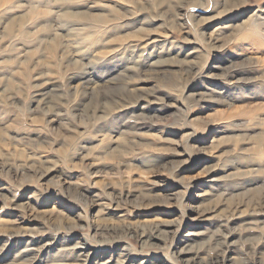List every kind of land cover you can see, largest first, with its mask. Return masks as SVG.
<instances>
[{"label": "rangeland", "instance_id": "rangeland-1", "mask_svg": "<svg viewBox=\"0 0 264 264\" xmlns=\"http://www.w3.org/2000/svg\"><path fill=\"white\" fill-rule=\"evenodd\" d=\"M201 210L231 217L228 258L264 264V223L243 230L264 222V0H0V264L25 258L17 229L71 248L98 227L123 243L100 258L159 264Z\"/></svg>", "mask_w": 264, "mask_h": 264}, {"label": "bare ground", "instance_id": "bare-ground-1", "mask_svg": "<svg viewBox=\"0 0 264 264\" xmlns=\"http://www.w3.org/2000/svg\"><path fill=\"white\" fill-rule=\"evenodd\" d=\"M198 8H197V11H198ZM221 21H219V22H221ZM219 24H223V23H219ZM215 25H213V27ZM250 25H251V23H250V20L248 18V20H245V21L243 20L241 22V24L237 25L236 27L234 26V27L238 28L239 30H240V28L245 30ZM226 28H228V26H224V25L218 26L215 29L217 36L224 34L225 33L224 31ZM246 35L247 34H245V36H244L245 38H247L249 36V35H247V36ZM159 41L160 40L156 41V39H155L152 42L155 44L156 42L158 43ZM153 43H151V44H153ZM187 56H189V55H186V57ZM157 62H158V60H157ZM154 63H152V65H150V67H152V71H154L155 67L157 66V65H155L156 63L155 64ZM159 67H157V68H159ZM190 68L191 67L189 66V70H190ZM206 79L211 83V85H210L211 88L209 87L210 89L208 88L206 90V92H207L206 96H211V95H213V93H216L213 91L217 90V92H218V90H219V88H215L218 85L219 79H218V77H214V76H209ZM231 84L234 85L235 83H231ZM144 100H147V98L140 99L137 102H139V103L145 102ZM151 105H156V103H152V102L149 103V106H151ZM139 109H142L140 111L150 110V108H148L146 106L141 107ZM223 132L225 133V131H223ZM212 182L216 183L213 186H211V191L213 194V191L217 187H220V186L217 184L218 183L217 180H212ZM223 195H225L224 192H223ZM117 208H118V206L116 207V210H118ZM113 212H115V211H113ZM121 212L122 211H117V214H120ZM206 212H207L206 210H201L199 213L191 214L185 219V222L175 232L176 240L179 243V246L180 247L183 246V247H181V249H180L179 246H174L173 242H172V244L169 245L168 248L166 247L167 253L163 252L165 254V256L164 257L162 256L160 258V261L156 258V261L158 260L157 262L159 264H180L181 262L184 264H247L244 262L243 259L228 258L226 256V255H229L231 252V246H233V244L231 243V239L233 238L235 230H236V229H234V231L231 230V222H232L231 217L218 216L215 218V217H211L212 215L208 214ZM214 213H215V211H214ZM251 215H250V217H251ZM121 216L122 215H120V217ZM240 216H238L237 218H239ZM120 217L115 218V219L119 220ZM110 218H112V217L110 216ZM111 220L112 219H108V218L102 219V221H105V222H109ZM112 221L116 222L115 220H112ZM263 223L264 222H261L259 220H257V221L250 220V221L243 224V230L247 233H252V232L256 231L257 229H259L260 225H262ZM162 225L167 228V227H171L172 223L169 222V223H164ZM115 227L116 226L114 224H110L109 226H107V230H110V231L114 230ZM185 228L186 229L189 228L191 231L185 235H182V230ZM93 230L95 232V235H98L101 237V240L96 239V241H95L94 236L93 237H86L85 235H83L81 240H83L84 243H79V242L77 243L76 242L74 246L69 248L68 247V240L70 239V237L67 234L64 237H62V239L59 242H54L52 240H41L42 237H44L45 235L37 236L38 238L35 239V238H32L33 235L32 236L28 235V233L22 234V233H20V229H17L15 232H13L14 239H16V240L20 239L21 240L22 238H24L25 240H27V239H30V240L29 241L27 240L28 244L26 246L28 248H27V251L25 250V258L26 259L24 258L21 261H17L16 264H25V262L29 261V260L30 261L32 260L30 264H93V260L95 258L100 259V262H97L95 264H129L128 260L130 258L124 260L123 259L124 255H121V254L120 255L118 254V258L116 260L111 259V260L105 261L103 258L104 256L102 257L103 259L100 258V255L104 254V252H106L104 249H101V248H105V244H107V242H109L110 244H119V245H122L123 243H120V240L110 241V240H108V238L103 236L101 232H99V231L103 232L106 229H102V228L98 227V228H95ZM57 232L68 233L70 235H77V233H78L77 230L73 227L69 228V231H66L63 228H59V229H57ZM0 234H2V233H0ZM0 237H1V235H0ZM178 237L180 238V240H178ZM140 238H141V240H144L142 242V246L144 248L152 247L153 246L152 242L154 240H163L161 231L142 232V234L140 235ZM198 241H200L202 243H199ZM57 246L60 247L58 249H61V251H62V253L58 256V259H55V260L52 259L54 257L52 255V257H51L52 260H49V258L45 259V258H41V257H39L38 260H36V259L27 260L28 258H30V253L34 250L35 251L39 250V251L44 253L45 251H50L52 249H55V247H57ZM204 246H207V247H210L211 249H213V251H214L213 258L206 259V258L200 256V254L202 253L201 250ZM172 248L173 249L175 248L176 251L171 253L169 250H171ZM157 255L159 256L160 254L158 253ZM161 259L164 260V263H163V261H161ZM131 261H132L131 264H148V263H146L147 261L137 262V260H133V259Z\"/></svg>", "mask_w": 264, "mask_h": 264}]
</instances>
